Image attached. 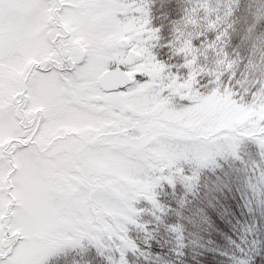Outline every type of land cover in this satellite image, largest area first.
Masks as SVG:
<instances>
[{
	"label": "snow or ice",
	"instance_id": "6c2138e0",
	"mask_svg": "<svg viewBox=\"0 0 264 264\" xmlns=\"http://www.w3.org/2000/svg\"><path fill=\"white\" fill-rule=\"evenodd\" d=\"M155 3L0 0V264H130L264 162V0H186L167 43Z\"/></svg>",
	"mask_w": 264,
	"mask_h": 264
},
{
	"label": "trees",
	"instance_id": "16d2710c",
	"mask_svg": "<svg viewBox=\"0 0 264 264\" xmlns=\"http://www.w3.org/2000/svg\"><path fill=\"white\" fill-rule=\"evenodd\" d=\"M185 5L186 0H156L153 22L157 27L164 25L162 43L170 40L172 22L180 18ZM235 39L238 43V38ZM249 149L256 151L254 147ZM261 163L259 170L263 168ZM209 177L216 179L217 184H202L201 196L190 205V211L184 212L191 222L185 221L183 240L166 233L158 234L155 239L137 234L143 254H129L130 264H238L240 260L264 264V205L258 207L252 200L247 202L242 198L246 194L242 187L245 180L238 183L231 171L225 177L219 172L210 173ZM252 192L250 187L249 193ZM214 194L218 196L216 199ZM199 209H205L206 214H201ZM75 260L79 261V257Z\"/></svg>",
	"mask_w": 264,
	"mask_h": 264
},
{
	"label": "rangeland",
	"instance_id": "374dc122",
	"mask_svg": "<svg viewBox=\"0 0 264 264\" xmlns=\"http://www.w3.org/2000/svg\"><path fill=\"white\" fill-rule=\"evenodd\" d=\"M248 150L250 153H248L247 150H245V152L242 153L243 160L245 163L242 164L239 161L229 162L228 164L224 165V169L222 172L219 170H217V172L223 174L225 177V174L230 173V171H231L233 174H235V181H237L238 183L242 179L245 180V184L242 187H243L244 193H246V194L244 196H242L244 194L243 193L240 196H242V198H245L244 200H246L247 202L249 200H252L253 203H255L258 207H260V206L264 205L263 204L264 196L259 195L260 189L262 187H264V184L260 183V171L261 170H259L257 165H259V163H261L262 161L260 162V157H259L257 151L253 152L249 148H248ZM257 162H259V163H257ZM248 164H249V166H248ZM261 164L263 165V168H264V162ZM209 176H210V173H208L207 176L203 179L202 184L212 185V186L214 184V186H215L217 184L216 179H214V178L212 179ZM220 178H222V177L220 176L218 179H220ZM253 180H255L256 182L252 183ZM252 184H253V186L258 187L255 193L254 192L249 193V189H250V187H252ZM202 191H203V189L201 188L199 196H201ZM214 197L216 199V197H218L217 194L216 195L214 194ZM84 259L85 260L92 259L94 261V264H95L96 258H94V257L86 256ZM80 260H81V258L79 257V261ZM81 264H83V261H81Z\"/></svg>",
	"mask_w": 264,
	"mask_h": 264
}]
</instances>
